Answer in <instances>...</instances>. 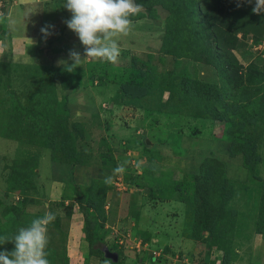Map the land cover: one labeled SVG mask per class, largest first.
<instances>
[{"label":"rangeland","instance_id":"obj_1","mask_svg":"<svg viewBox=\"0 0 264 264\" xmlns=\"http://www.w3.org/2000/svg\"><path fill=\"white\" fill-rule=\"evenodd\" d=\"M64 2L31 0L26 28L20 22L26 6L10 9V33L17 35L30 24L28 53L55 47L42 52L45 61L30 55L25 63L19 56H11L19 63H7L9 57L0 56V235L11 237L51 211L56 215L48 225L51 264H239L235 259L241 256L242 264H264V237L253 236L264 177V118L248 125L255 114L244 118L242 108L236 112L241 103L233 98L239 95L232 94L227 79L233 72L216 64L220 57L216 63L204 59L201 39L186 36L196 35L191 31L195 17L186 14L194 5L177 8L188 43L182 56L160 52L168 12L155 4L132 20L130 33L119 38L120 56L111 63L85 59L84 46L64 23L71 18ZM8 3L0 0L1 13ZM249 3L255 6V0ZM45 25L54 26L47 38L41 33ZM238 38L245 41L242 53L234 52L238 70L249 63L262 67L264 35L256 41L250 33ZM70 49L84 59L72 72L65 67L73 63ZM167 73L176 78H166ZM188 78L220 86L222 101H230L224 113L242 127L229 132L225 121L192 110L191 96L184 93ZM51 80L54 98L48 94ZM259 90L264 92V82ZM230 139H239L235 149L240 151L233 156ZM255 152L250 173L243 158L251 162ZM34 156L31 168L28 161ZM124 161L125 173L105 185V176ZM198 172L223 175L231 187L225 204L230 211L220 214L211 232L205 226L216 218L227 192L220 190V179L194 181ZM8 174L12 183L19 180L20 189L8 190ZM198 196L211 202L205 222L192 208L200 204ZM13 247L9 242L0 251Z\"/></svg>","mask_w":264,"mask_h":264},{"label":"trees","instance_id":"obj_2","mask_svg":"<svg viewBox=\"0 0 264 264\" xmlns=\"http://www.w3.org/2000/svg\"><path fill=\"white\" fill-rule=\"evenodd\" d=\"M137 3L142 4L143 8L146 11H151L155 4H160L163 8L168 12L165 25L163 27V34L160 41V52L172 56H182L180 51H182L185 47H187L188 43L185 41L184 30H182V26H180L182 20H178V15L180 12L177 8L185 9L186 4L190 2V5H194L193 13L187 10L186 14L194 19V26L191 28V31L195 32L193 37H191L188 32H186V36L198 40L201 39V48L199 54L204 57V59H211L212 61L217 62L216 58L220 57V60L216 63L220 67L230 69L229 72H233V75H229L227 79L232 81V89L235 95H239V99L233 98V100L238 104L236 112L242 110V115L255 114V118H253L252 122H249L248 125L252 126L254 123H257L259 120L264 118V92L259 90V83L264 82V65L262 67L253 66L252 64H247L244 71L240 72L238 69L240 65L236 63L234 52L242 53L243 47L245 46V41L241 38H238V34H246L250 33L253 37V40H257L264 35V15L262 13L256 14L252 11V6L248 0H152L151 3H145V0H136ZM240 4V7H237V4ZM139 15V14H138ZM136 15L131 17V19H137L139 16ZM204 35V36H202ZM119 71L122 69L120 67L117 68ZM124 71V69L122 70ZM137 79L140 81L143 75H139ZM176 75L172 76L170 73H167L166 78L175 79ZM47 78V82L50 81V77L48 74L45 76ZM245 82L240 89H237L240 83ZM137 82V81H136ZM187 91L185 94H189L191 96L190 105L192 110L197 109V111H203L206 117H210L212 119L218 121H225L226 126L229 127V132L236 126V129H240L242 124L234 122L233 119L227 116V112L224 113L223 106L229 105L230 101H222V94L224 90L220 86L212 83L206 82H194L188 78L186 80ZM48 90L51 93L49 95L54 98V90H53V81L51 80V85H48ZM39 95L44 96V92L42 88L39 91ZM34 105V104H33ZM34 105V110H35ZM242 108V109H240ZM225 117H228L227 119ZM235 131V130H234ZM234 131L232 133H234ZM13 138V137H10ZM239 142V139H237ZM237 142H233L230 139V143L228 146V153L233 156L239 153L240 150H236L235 148H239L240 145ZM254 158L251 162H249L245 157L243 158L244 167L252 173L257 162L258 154L254 153ZM30 167L34 168L36 165V157L29 159ZM28 163V164H29ZM207 163V159L204 160L203 164ZM202 164V165H203ZM201 165V167H202ZM215 167V166H214ZM11 169V168H10ZM216 172V167H215ZM199 173V172H198ZM196 176H193L194 181H205L211 180H221L223 183L220 186V190H225L227 193V197L221 202L223 204L218 209V214L213 221H211L208 225V232H211L214 227H216L219 220L222 218L221 213L229 212L225 207V204L229 198L231 193V187L228 185L227 179L222 175V177H217L213 173H199ZM6 185L9 189H20L21 184L18 179L12 183L11 176L8 174L6 177ZM197 195H201V193L196 191ZM197 200L200 202L199 205L196 202L192 205L193 210L195 209L199 213L203 215L202 222H205V213L206 211L211 212V202L204 201L203 197L198 196ZM218 204V203H217ZM217 206V205H216ZM220 211V212H219ZM258 216L255 221V232L264 234V177L261 179L260 185V194H259V206H258ZM263 220V223H262ZM234 221V220H233ZM84 223H87V219L84 217ZM260 223H262V228H259ZM234 228V223L232 225ZM219 237L223 238V235H219ZM228 250L224 252V259L229 256L231 237L227 241Z\"/></svg>","mask_w":264,"mask_h":264},{"label":"clouds","instance_id":"obj_3","mask_svg":"<svg viewBox=\"0 0 264 264\" xmlns=\"http://www.w3.org/2000/svg\"><path fill=\"white\" fill-rule=\"evenodd\" d=\"M251 2V0H248ZM241 5L238 3L237 7ZM64 7L71 13V18L64 21L84 46L85 59H101L107 62H117L121 48L119 38L127 36L132 27L131 17L138 15L143 5L136 0H65ZM252 11L256 14L264 12V0H255ZM3 14H0L2 20ZM53 25L41 27L45 38L51 35ZM72 64L65 63L66 70L72 72L81 65V54L75 49L69 50ZM128 161L119 163L112 169V174L106 175L103 183L111 185L114 177L126 171ZM56 219L55 213L45 212L30 221L27 226L18 228L11 237L0 235V245L11 242V251H0V264H51L47 251L49 245L48 225ZM108 264V261H105Z\"/></svg>","mask_w":264,"mask_h":264},{"label":"crops","instance_id":"obj_4","mask_svg":"<svg viewBox=\"0 0 264 264\" xmlns=\"http://www.w3.org/2000/svg\"><path fill=\"white\" fill-rule=\"evenodd\" d=\"M5 1L9 3L6 7L5 13L3 14L0 12V14H3V18L2 20H0V49H2L0 52V56H3V57L5 56L7 58L9 57L8 59H4V61H6L7 63H19L18 61L16 62L15 60H12L11 56L13 57L19 56L20 58L25 59V61L21 60L22 61L21 63H25L26 60L28 59V56L30 57V55H32L33 58L35 59L39 58L44 61L48 59L45 55H43L42 52L45 53L46 49H50L55 46H50L47 48L35 47L31 52L29 53L27 52V44H29V39H30L29 30H28L30 27V24L27 29L23 30L21 33H18L17 35L10 33L8 29V24L10 23V21L13 22L10 16L11 6L18 4V3L19 5L23 4L26 6V8L22 7L23 12L25 13L23 17L21 18L20 22L25 25V28L27 27V24H28L27 8L29 6L30 7L32 6L31 0H23V2H21V0H5ZM54 32L56 35L58 31L54 30ZM259 235L264 237V234H259ZM253 236L255 240H258V233H254ZM246 253H249V251ZM241 259H244V256L238 257L237 259H235V261H238L239 264H242L243 261H241Z\"/></svg>","mask_w":264,"mask_h":264},{"label":"built area","instance_id":"obj_5","mask_svg":"<svg viewBox=\"0 0 264 264\" xmlns=\"http://www.w3.org/2000/svg\"><path fill=\"white\" fill-rule=\"evenodd\" d=\"M249 43H250V41H249Z\"/></svg>","mask_w":264,"mask_h":264}]
</instances>
